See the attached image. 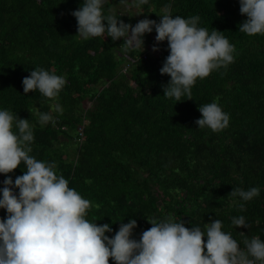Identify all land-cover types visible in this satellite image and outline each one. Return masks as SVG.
Here are the masks:
<instances>
[{
	"label": "trees",
	"instance_id": "1",
	"mask_svg": "<svg viewBox=\"0 0 264 264\" xmlns=\"http://www.w3.org/2000/svg\"><path fill=\"white\" fill-rule=\"evenodd\" d=\"M120 2L105 0L103 12L132 26L145 18L159 23L165 8L199 16L198 27L222 32L234 45L233 62L197 79L191 97L165 98L170 77L159 69L167 41L153 52L154 29L144 34L143 50H125L122 38L77 35L71 13L82 0H0V108L28 119L29 155L54 163L56 174L90 201L86 219L111 226L109 238L129 219L139 240L151 227L146 219L171 217L202 230L219 219L241 248L245 239L264 241V35L239 31L247 19L239 0H132L127 6H137L135 15L120 11ZM36 68L65 78L56 98L24 94L22 80ZM211 102L229 115L219 132L195 124L198 107ZM36 109L52 121L42 125ZM24 170L21 163L8 175L14 181ZM252 187L259 195L247 202L230 194ZM5 215L0 209V220ZM239 216L248 228L231 223Z\"/></svg>",
	"mask_w": 264,
	"mask_h": 264
},
{
	"label": "clouds",
	"instance_id": "2",
	"mask_svg": "<svg viewBox=\"0 0 264 264\" xmlns=\"http://www.w3.org/2000/svg\"><path fill=\"white\" fill-rule=\"evenodd\" d=\"M105 0H82L71 15L77 22V35L87 40L107 36L112 41L123 39L125 50H143V36L155 30L153 52L167 41L168 55L159 69L170 77L162 86L165 98L180 101L191 97V88L197 79H204L216 69L233 62L234 45L215 29L198 27L199 16L183 18L172 15L167 8L157 23L147 18L135 26L124 23L115 15H105ZM125 0H121V3ZM139 5L148 0H137ZM239 12L246 16L239 31L248 35H264V0H239ZM144 58V56H143ZM66 81L63 76L36 68L22 80L23 92L38 91L54 99ZM191 100V99H189ZM54 110L62 112L59 104ZM39 114V122L47 124L53 117ZM201 114L195 121L199 128L213 132L225 129L229 115L216 102L198 107ZM33 127L28 119L0 108V209L6 213L0 220V264H264V241L258 237L245 239L244 247L222 230V221L188 229L181 220L171 217L146 219L151 225L132 238L137 227L134 219L120 223L115 235L109 224L97 225L86 219L90 201L69 187L63 176L57 175L54 163L38 161L31 153ZM21 163L23 174L13 181L9 173ZM18 189V193L15 191ZM247 202L259 195V188L245 191L235 188L230 193ZM243 203L240 204L243 210ZM236 227L248 228L244 216L233 217ZM241 235H244L241 233ZM206 237V242L202 241Z\"/></svg>",
	"mask_w": 264,
	"mask_h": 264
},
{
	"label": "rangeland",
	"instance_id": "3",
	"mask_svg": "<svg viewBox=\"0 0 264 264\" xmlns=\"http://www.w3.org/2000/svg\"><path fill=\"white\" fill-rule=\"evenodd\" d=\"M132 0H125V2H123V3H119L118 4V9L121 11V10H130V13H132V15H135V14H137L138 13V11H137V6H135V5H132L130 8H128V6H127V2H131ZM140 17L138 16V17H136V19H139ZM16 192H18V190H16Z\"/></svg>",
	"mask_w": 264,
	"mask_h": 264
},
{
	"label": "built area",
	"instance_id": "4",
	"mask_svg": "<svg viewBox=\"0 0 264 264\" xmlns=\"http://www.w3.org/2000/svg\"><path fill=\"white\" fill-rule=\"evenodd\" d=\"M18 193V192H17ZM202 241L203 242H206V238L205 237H202Z\"/></svg>",
	"mask_w": 264,
	"mask_h": 264
}]
</instances>
